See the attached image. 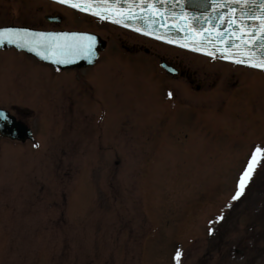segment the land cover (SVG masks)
Segmentation results:
<instances>
[{
  "label": "rangeland",
  "instance_id": "1",
  "mask_svg": "<svg viewBox=\"0 0 264 264\" xmlns=\"http://www.w3.org/2000/svg\"><path fill=\"white\" fill-rule=\"evenodd\" d=\"M55 11L61 25L44 19ZM22 24L107 46L63 73L0 51V108L35 137H0V264H264V72L0 0V26ZM134 41L157 57L122 50Z\"/></svg>",
  "mask_w": 264,
  "mask_h": 264
},
{
  "label": "water",
  "instance_id": "2",
  "mask_svg": "<svg viewBox=\"0 0 264 264\" xmlns=\"http://www.w3.org/2000/svg\"><path fill=\"white\" fill-rule=\"evenodd\" d=\"M72 3L75 6L64 4L191 51L264 71V0H72ZM12 47L63 69L93 64L106 43L90 33L0 28V49ZM0 111L9 117L0 121L1 136L22 142L33 138L24 123L15 122L6 110Z\"/></svg>",
  "mask_w": 264,
  "mask_h": 264
},
{
  "label": "flooded vegetation",
  "instance_id": "3",
  "mask_svg": "<svg viewBox=\"0 0 264 264\" xmlns=\"http://www.w3.org/2000/svg\"><path fill=\"white\" fill-rule=\"evenodd\" d=\"M43 1L48 2L49 4H52V5L56 6V7L58 6L59 8L64 9V10H67V11L70 10V11H74V12L80 14V15H85V16H89V17H92V18H96V17L91 16V15H88V14H86V13L79 12V11H77V10H74V9H72V8H70V7H68V6H65V5H63V4H61V3H58V2H56V1H52V0H43ZM44 19H45L46 23L51 24V25H56V26H57V25H61V23H63V21H64V16H62L60 13H57V12L55 11V12H51V13H49V14H46L45 17H44ZM96 19H98V18H96ZM98 20H100V19H98ZM100 21H101V22L108 23V24L113 25V26H116L117 28H120V29H122V30H124V31H126V32H129V33L133 34L134 36H136V37H138V38H144V39L151 40V41L156 42V43H159V44L161 43V44H163V45H165V46H167V47L169 46V47H172L173 49L183 51V52H185V53H191L190 51H187V50H184V49H182V48H179V47H176V46H173V45H170V44H167V43L161 42V41L156 40V39H154V38H152V37H149V36H147V35H144V34H141V33H139V32H136V31H134V30H131V29H128V28H125V27H121V26H118V25H114V24H111V23L106 22V21H103V20H100ZM22 26H27V27H31V28H35V29H39V30H44V31H64V30H66V31H84V32L95 33V32H92V31L77 30V29H68V28H42V27H37V26H32V25L30 26V25H26V24H22ZM95 34H96V33H95ZM105 40H106L107 43H108V39H105ZM123 43H124V42H123ZM130 43H131V42H130ZM106 46H107V44H106ZM121 48H122V50H124L126 53L131 54V55H137V54H140V53H141V54H142V53H145V54H147V55H153V56H156V57H157L156 52H155L153 49L143 47L142 44H140V43H138V42H136V41L132 42L130 45H126L125 43H124V44H121ZM13 50H14V49H13ZM15 51H16V50H15ZM16 52L24 54L25 57L27 56V57H32V58H34L37 62H39V64L43 65L42 67H45V68H46V67H49V69H52L53 72H55V73H63V71L76 70V69H77V68H72V69H58V68H56L55 66H53V65H51V64H48V63H44V62H42V61L36 59L35 57H33V56H31V55H28V54H26V53H24V52H19V51H16ZM100 55H101V53H100ZM99 57H100V56H99ZM98 59H99V58H98ZM158 60H159V67H160V69H161L164 73H166L167 76L169 75V76H171V77H180V76H184V77L187 76V77H188V75L185 74L187 71H186L185 68L183 67V64H181L182 66H181V65H178V64L176 65V64H174L172 61H170V60H172V59L163 58V57H162V59L158 58ZM96 63H97V61L95 62V64H96ZM95 64H94L93 66H95ZM93 66H89V67H93ZM89 67H81V68H78V69H83V68L86 69V68H89ZM184 71H185V72H184ZM199 90H200V89H199ZM2 109L8 111L9 114L12 115V116H14V118H15L17 121H20V122L24 123L25 125H27L28 128L32 131V135H33V139L30 140V141L32 142V141L35 140L34 132H33L32 128L28 125V123H27L25 120H23V119H22L21 117H19L17 114H13V113H11L10 110H8V109H6V108H2ZM0 137H1V136H0Z\"/></svg>",
  "mask_w": 264,
  "mask_h": 264
},
{
  "label": "snow or ice",
  "instance_id": "4",
  "mask_svg": "<svg viewBox=\"0 0 264 264\" xmlns=\"http://www.w3.org/2000/svg\"><path fill=\"white\" fill-rule=\"evenodd\" d=\"M56 2L58 3H69L71 4L72 6H75V4L72 3V0H56ZM238 62H243V61H238ZM252 66H256V65H252ZM169 95H171V93H169ZM9 119V117L7 116V114L3 111H0V121H7ZM255 152V150H254ZM251 160H252V157L249 158V164H251ZM260 163H264V161H259ZM247 168L248 166H246L245 168V171H247ZM244 177V173L241 174V179H243ZM239 181H238V189H239ZM240 196V191L238 190L237 193L232 197L233 200H236L238 197ZM218 219H220L218 217ZM209 234L211 235L212 234V230L210 229L209 230Z\"/></svg>",
  "mask_w": 264,
  "mask_h": 264
},
{
  "label": "bare ground",
  "instance_id": "5",
  "mask_svg": "<svg viewBox=\"0 0 264 264\" xmlns=\"http://www.w3.org/2000/svg\"><path fill=\"white\" fill-rule=\"evenodd\" d=\"M10 116H11V115H10ZM12 118H13V117H12ZM14 120H15V122H17L15 118H14ZM17 123H19V121H18ZM21 123H22V122H20V124H21Z\"/></svg>",
  "mask_w": 264,
  "mask_h": 264
}]
</instances>
